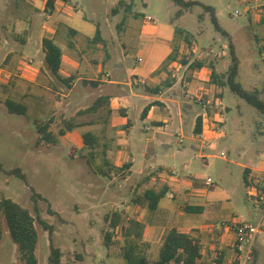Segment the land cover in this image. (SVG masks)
I'll use <instances>...</instances> for the list:
<instances>
[{
    "label": "crops",
    "instance_id": "1",
    "mask_svg": "<svg viewBox=\"0 0 264 264\" xmlns=\"http://www.w3.org/2000/svg\"><path fill=\"white\" fill-rule=\"evenodd\" d=\"M10 1H7L9 4L5 1L0 3V84H3L4 88L8 87L9 92L15 94L16 97L9 99L24 105L25 109L23 113H12L5 108V105L0 104V118L4 120L9 118V115H16L19 118L27 114L43 115L45 120L40 121L43 124L37 123L36 129L40 130L36 132L35 140L39 143L46 142L45 144L58 141L61 143L66 137L74 141L73 137L76 135H81L84 143V133L73 129L76 126H90L94 133L87 131L90 132L88 139H93L87 141L89 144L109 145L104 148L109 152L112 165L118 168L124 166L123 170L126 171L127 177L142 175L145 178V184L135 190L133 202L124 208L127 213L125 219L133 225L134 229L138 228L133 235L128 232L129 235H126L125 239H130L137 244L140 255L149 260L155 259L164 235L172 227L192 236L190 230L199 227L205 229V237L207 241H212L213 251L215 245L216 247L218 245L217 249L222 248L218 260L215 261L227 259L230 250H235L233 232L222 223L218 226L190 224L188 212L191 211L186 210L190 206H198L197 212H202L208 207L214 208L213 206L217 204L206 198L208 191L217 186V182H213L212 187H206L204 180L209 176L177 175L174 174L172 166L166 169L160 164L149 165L147 169L144 165L146 160H149L152 155L157 157L158 152L152 146L143 144L144 141L149 143L160 139L162 146L167 150L168 139L172 135L185 137V128L191 130L188 138L198 142L201 147L206 145L213 147L215 141L224 136L222 127L226 121L223 114L231 112L232 107L223 103L221 86L224 84L220 81L218 87L212 78L216 67L210 56L215 57L219 53L221 57L224 54L221 51L226 50L228 46V39L219 33L217 41H220L221 50L214 51L210 43L214 36H211L209 31L198 27L192 33L179 25V21L183 18L193 17L192 8L199 5L182 9L179 16L175 15L176 10L179 9V6L175 5L172 7L175 9L174 15L171 16L173 10H169L167 21L159 24H154L152 16L151 21L146 20L149 14L143 15L139 25H134L132 19L123 24L126 15L124 14L120 22L122 26L114 25L112 30L116 34L119 28V36L113 35L106 40L102 33L103 26L99 23L96 24L93 35H87L81 28L71 25L61 28L63 17L72 19L75 17V12H71L67 8L68 5H75L73 8L76 10L78 7L71 0H56L51 13L47 15L49 19L47 25H42L40 30H37L35 26L28 31L24 29V37L18 40L15 37V26L25 22L31 24L33 21L32 19L21 21L19 15L21 8L15 2L12 5L13 0ZM45 1L40 0L41 3L35 8L41 10L42 16L47 13ZM241 1L245 3L247 17L252 16L254 22L261 24V18L264 17V0ZM59 2L62 4H58ZM106 5L107 7L114 5V0L104 3V12H106ZM123 5L124 11L131 12L129 4L123 3ZM6 8L9 10H5ZM214 9L220 26L230 36L237 52V40L242 36L243 26L240 22H235L229 28L224 27L219 20L220 9ZM132 14L133 17L137 16L134 11ZM207 17L209 13L204 12L203 9L202 12L197 13L198 22L206 21ZM83 26L86 27L84 24ZM97 28L98 37H96ZM62 31L65 35L66 33L68 36L78 35L95 44L91 59L83 54L77 56L78 50L71 38L67 41L69 48L64 47L58 36ZM184 35L188 37V41L184 39ZM43 38L52 39L61 50L60 66L55 74L45 62ZM223 39L227 42H223ZM191 53L193 57L187 59ZM181 56L184 60L179 61ZM224 61L227 66L229 60L226 58ZM257 70L261 72L262 68L258 66ZM224 74L217 78L224 80L225 78L221 77ZM13 77L17 80L12 81ZM258 90L264 92V86ZM203 102H207L208 117L205 119L202 118ZM235 107L234 117H231L235 129L244 131L247 123L251 122L250 124L253 123L256 126L258 134H264L261 114V119H252L248 109L239 101ZM84 111L93 114L88 124L81 120L78 123H72L69 130L63 129L58 134L56 132L54 134L56 120L69 121L70 117ZM131 112L144 122L141 130L145 132L146 137L143 138L132 132L134 125L129 117ZM197 118L201 122L199 133L194 132ZM128 136L131 138L128 139ZM125 137L127 140L124 139ZM123 143L125 150L121 148ZM192 147L195 149L196 146L192 145ZM241 149L242 156L246 157L248 154L249 157L246 158L245 163H235L243 168L242 186L247 191L257 178L264 179V151L256 154L249 153L250 148L246 145ZM177 152L183 154L185 147L183 146ZM102 154L105 155L104 152ZM199 157L206 160L207 155L200 153ZM185 168H187L186 165ZM149 189L161 194L154 209L148 207L149 200L144 197L146 190ZM121 227L126 233L125 226ZM198 241L201 243L200 240ZM255 241L252 260L257 253ZM200 253L201 258L203 256L201 249Z\"/></svg>",
    "mask_w": 264,
    "mask_h": 264
},
{
    "label": "rangeland",
    "instance_id": "2",
    "mask_svg": "<svg viewBox=\"0 0 264 264\" xmlns=\"http://www.w3.org/2000/svg\"><path fill=\"white\" fill-rule=\"evenodd\" d=\"M3 1L9 4L7 2L9 0H0V3ZM71 1L77 5L78 9H74L75 5L73 4L68 5L67 8L71 12H75V17L72 19L62 16L61 28H65V25H71L75 28H81L82 32L87 35H93L96 24L99 23L103 26L102 33L106 40L113 35L119 36V28L116 34L112 30L114 25L122 26L120 22L124 14L126 15L123 24L132 19L134 25H139L143 15L146 14L153 17L154 24H159L167 21L168 11L176 5L172 0H132L133 2L114 0V5H108V7L106 5V12H104L103 5L108 0ZM198 1L220 9L219 20L224 27L229 28L235 22L241 23L243 32L237 40L238 50L236 54L240 62L236 80L245 89L249 90L253 87L261 89L264 86V17L261 18V24L254 22L252 16L248 18L245 13V3L241 0ZM14 2L21 8L19 14L21 21L23 19H32L33 21V24L25 22L15 26L16 39L21 40L25 35L24 31H28L32 26L40 30L42 25H47L49 20L47 15L51 11L45 9L47 13L42 16L41 10L35 9L41 3L40 0H13L12 5ZM122 2L129 4L131 12L124 11ZM142 2L146 4L144 5ZM58 4H62V2ZM93 6L95 8H92ZM5 10L9 9L6 8ZM172 10L171 16L174 15L175 9ZM133 11L137 16H132ZM192 12L193 17L183 18L179 21V25L192 33H194V29L203 27L211 33V36H214V39L210 40L213 50L220 51V41H217L219 32L214 29L209 17L206 21H197V13L202 12L200 6H194ZM206 15L208 16V14ZM58 36L60 42L67 48H69L68 39H73L72 42L78 50L76 51L77 56L83 54L91 59L94 55L93 45L95 46V44L84 40L82 37L78 35L68 36L67 33L65 35L64 31ZM65 36H67L66 39ZM224 41L227 42L226 39H223ZM221 52H224L221 57L219 53L215 54V57L214 55L210 56L215 64L216 69L214 71L218 77L226 73L230 64L229 47L227 46L226 50ZM189 57H193V54H189L187 59ZM226 58L229 60L227 66L224 61ZM182 60L184 58L181 56L179 61ZM258 66L262 68L261 72H258ZM218 79L220 80V78H216L214 82L219 87ZM11 80L16 81L17 78L13 77ZM221 87L223 103L231 106L232 111L223 114L226 121L222 127L224 136L218 138L213 147L207 145L201 147L198 142L188 138V135L191 134V130L188 128L184 130L185 137L172 135L168 139L169 147L167 150L162 146L160 139L149 143L144 141L143 144L152 146L158 152L157 157L152 155L149 160H146L144 165L147 169L149 165L157 166L160 164L166 169L172 166L174 174L209 176L213 182H217V186L208 191L206 199L213 201L218 206L204 208L202 212H188L189 223L197 226L207 224L218 226L221 223L231 221L232 218L254 221L258 213L253 209L252 201L242 186L241 173L243 168L235 162L245 163L246 158L249 157L248 154L246 157L242 156V146H249V153L256 154L264 151V134H258L256 126L253 123L250 124L251 122L247 123L244 131H239L234 128L232 118L234 117L233 112H236L235 105L238 101L248 109V114L252 119H261V116L253 106L233 93L227 85ZM11 97L16 96L9 92L8 87L4 88V85L0 84V104L5 105L6 100ZM260 97L264 100V92L260 93ZM3 112L5 114V111ZM16 117V115H9V118L4 120L0 118V199L3 197L10 198L35 216L33 201L30 197L33 192L31 188L39 194L37 197L39 214L42 219L53 226L52 242L61 251V262L69 264H126L121 252L128 242L127 238L125 239L127 236L124 235V228L122 229L121 226H125V230L131 235L138 228L134 229L133 225L125 219L127 213H125L124 208L133 202L135 190L145 184V178L142 175L127 177L126 171L123 170L124 166L122 168L113 166L109 152L104 148L109 147V145L83 143L81 135L73 137L74 141L66 137L64 138L65 141L61 143L59 141L50 144L39 143L35 140L36 132H39L36 129L37 123L44 121L45 117L36 114H27L23 118ZM129 117L134 125L132 132L143 138L146 137L145 132L141 130L144 122L132 112ZM70 118L69 121L56 120L57 125H54L53 128L54 134H58L63 129L69 130L72 123H78L81 120L88 124L89 120H92L93 114L84 111ZM73 130L82 134L87 131L94 133L90 126H76ZM70 137L72 138L71 135ZM130 138L128 136V139ZM124 139L127 140V137ZM92 140L88 139L87 141ZM192 145L196 146L195 149ZM183 146L185 152L183 154L177 152ZM121 148H125L124 143ZM103 152L105 155L102 154ZM200 153L207 155L206 160L199 157ZM13 168H18L24 174L25 181L15 174L8 173ZM115 218H118V224L114 228L113 220ZM35 228L38 236L35 248L37 264H49L48 233L37 221H35ZM204 231L205 229L199 227L190 230L193 237L201 241L203 256L198 259L197 264H233L235 250H230L227 259L223 258L220 262L215 261L218 260L222 248L217 249L218 245L217 247L215 245L213 251L211 249L213 243L207 241ZM107 239L109 240L108 245L105 246L104 242ZM141 245L144 246L145 244L141 243ZM255 247L257 249L256 257L248 264H264V231L258 234ZM0 264H23L18 257L16 245L10 237L1 212Z\"/></svg>",
    "mask_w": 264,
    "mask_h": 264
},
{
    "label": "trees",
    "instance_id": "3",
    "mask_svg": "<svg viewBox=\"0 0 264 264\" xmlns=\"http://www.w3.org/2000/svg\"><path fill=\"white\" fill-rule=\"evenodd\" d=\"M56 0H46L45 8L47 11H52L54 3ZM179 9L176 10L175 15L179 16L182 12V9L190 8L194 5H199L202 7L204 12L209 13L210 21L213 24V27L221 35L225 36L228 39L229 55H230V64L227 68V71L221 77H224V80L221 81L222 84L227 85L229 89L237 94L239 97L244 99L248 104L253 106L262 116V121L264 124V100L260 97V90L257 88L245 89L242 85L236 80L239 68V59L236 55L234 45L231 41L228 33L220 26L217 17L215 15V9L210 6L203 4L197 0H172ZM178 31V30H176ZM179 32V31H178ZM99 30L96 29V37H98ZM184 39L188 41V37L184 35ZM42 48L45 53L44 59L47 63V66L52 73H57L60 61H61V50L58 45L50 38L42 39ZM172 58V57H171ZM218 76L214 72L212 74L213 80ZM5 105L9 112L12 113H23L24 105L17 103L13 100L7 99ZM40 130V129H39ZM201 130L200 119L197 118L194 132L199 133ZM42 131V130H41ZM90 136V132L84 133L85 143ZM10 174H15L19 176L22 180L25 181L24 174L18 169L13 168L8 171ZM31 194V199L33 201V208L35 211V216H33L28 209L22 207L19 203L13 201L10 198L3 197L0 199V212L3 215L12 241L16 245L19 259L23 264H37V257L35 254V248L37 243V231L35 228V221H37L44 230L48 233L49 249L50 253L48 256L49 264H69L67 262H61V251L58 247L54 246L52 242V232L53 226L41 218L39 214V209L37 206V197L38 193L34 192ZM144 197L149 200L148 207L154 209L157 201L161 197L160 192H155L154 190H146ZM199 207L190 206L187 211H199ZM118 224V218L113 220V227L115 228ZM123 229V228H122ZM121 229V230H122ZM128 233H124L126 236ZM113 235V232H112ZM129 235V234H128ZM108 239L104 242L105 246L108 245ZM127 246L122 248V257L125 259L126 264H197L198 259L201 256L200 253V243L198 239L194 238L188 233L181 232L175 227L170 228L163 237L161 246L159 248L157 257L155 259L149 260L145 256L140 255L138 251V246L135 242L127 240Z\"/></svg>",
    "mask_w": 264,
    "mask_h": 264
},
{
    "label": "built area",
    "instance_id": "4",
    "mask_svg": "<svg viewBox=\"0 0 264 264\" xmlns=\"http://www.w3.org/2000/svg\"><path fill=\"white\" fill-rule=\"evenodd\" d=\"M146 20L151 21V16H146ZM207 102L202 103V118H207ZM204 186L212 187L214 183L211 178L204 180ZM247 196L252 201L253 209L258 211L257 218L254 221L237 220L232 218L231 221L222 224L233 232L235 260L233 264H246L253 258L254 241L256 236L264 231V179L257 178L253 185L247 188Z\"/></svg>",
    "mask_w": 264,
    "mask_h": 264
}]
</instances>
